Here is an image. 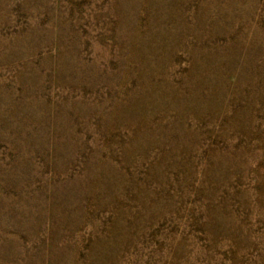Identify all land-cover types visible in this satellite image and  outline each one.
<instances>
[{"label":"rangeland","instance_id":"obj_1","mask_svg":"<svg viewBox=\"0 0 264 264\" xmlns=\"http://www.w3.org/2000/svg\"><path fill=\"white\" fill-rule=\"evenodd\" d=\"M0 264H264V0H0Z\"/></svg>","mask_w":264,"mask_h":264}]
</instances>
